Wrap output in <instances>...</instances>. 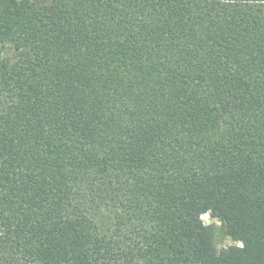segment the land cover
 <instances>
[{"label": "trees", "instance_id": "16d2710c", "mask_svg": "<svg viewBox=\"0 0 264 264\" xmlns=\"http://www.w3.org/2000/svg\"><path fill=\"white\" fill-rule=\"evenodd\" d=\"M0 264H264V0H0Z\"/></svg>", "mask_w": 264, "mask_h": 264}, {"label": "rangeland", "instance_id": "374dc122", "mask_svg": "<svg viewBox=\"0 0 264 264\" xmlns=\"http://www.w3.org/2000/svg\"><path fill=\"white\" fill-rule=\"evenodd\" d=\"M202 218L206 224H212L216 226L217 230H216L215 241L218 248H223L233 244H241L239 241L234 240L232 237L226 235L223 232L222 222L219 219L213 218L209 213L203 214Z\"/></svg>", "mask_w": 264, "mask_h": 264}]
</instances>
